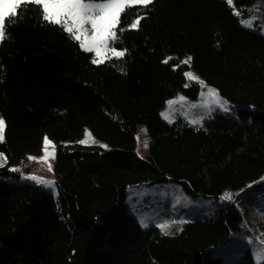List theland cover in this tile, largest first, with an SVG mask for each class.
<instances>
[{
	"label": "trees",
	"instance_id": "16d2710c",
	"mask_svg": "<svg viewBox=\"0 0 264 264\" xmlns=\"http://www.w3.org/2000/svg\"><path fill=\"white\" fill-rule=\"evenodd\" d=\"M16 12L0 41V264H221L211 252L239 228L233 204L166 235L141 228L123 197L142 183L218 197L264 180V36L243 28L225 0H152L121 13L115 47L124 55L93 63L39 5L21 3ZM141 14L140 27L129 29ZM186 56L234 117L161 120L169 99L198 94L196 84L186 87ZM138 125L148 137L142 157ZM86 130L95 142L85 145ZM45 137L55 147L60 205L39 185L6 181L29 170ZM241 259L254 264L248 251Z\"/></svg>",
	"mask_w": 264,
	"mask_h": 264
},
{
	"label": "rangeland",
	"instance_id": "374dc122",
	"mask_svg": "<svg viewBox=\"0 0 264 264\" xmlns=\"http://www.w3.org/2000/svg\"><path fill=\"white\" fill-rule=\"evenodd\" d=\"M225 1L243 28L264 36V0H257L252 5L245 7H236L233 0L232 5L229 4L228 0ZM135 6L144 5L138 4ZM237 11L239 12L238 15L236 14ZM138 18H140V23L137 28L145 20L146 15L141 14L137 16L133 22ZM244 21H249L250 26L246 25ZM84 28L87 32L86 34L81 33V38L87 44H92V27L90 24H86ZM117 28L118 25L114 29L115 33ZM137 28L130 26L129 29ZM77 42L81 47V42ZM115 42L116 39H109L105 45H97L96 47H99V55L96 50L86 51L82 47L81 49L92 53L95 60L101 61L99 63H104L122 57H117L112 51L115 49L117 52H123L115 47ZM188 58V56L184 57L181 60L180 66L184 69L186 87L192 83L198 86L199 91L196 99H189L183 94H178L169 99L159 114L161 120L171 123L181 119L190 125H200L215 112L234 117L233 112L235 107L222 98L219 93V98L226 103L219 105L213 102L214 98L208 95V90L214 88L206 84L192 70L190 63H184ZM185 73H192L199 79H189ZM181 97L184 98L182 102H180ZM169 101L177 102L170 105ZM193 105H196V107H193ZM193 121L196 122L193 123ZM134 136L136 153L141 157L145 156L147 154V147L144 146V143L148 141V137L143 125L136 127ZM44 140L45 138H43L39 155L28 157V162H30L29 170L19 171V169H16L19 177L6 181L39 185L42 189L51 193L56 203L60 205V193L53 179L55 147L51 141L46 150ZM80 141H85L82 144L86 145L93 143L94 138L90 131L86 130ZM30 157L35 159H29ZM5 162L4 156L0 154V166L5 165ZM31 177H36V179H32ZM226 196H230V198H225ZM123 203L127 212L133 215L141 228L155 226L161 233L166 235L178 233L185 221L208 218L224 204L231 203L241 218L239 228L231 232L227 240L216 247L211 252V255L219 257L221 264H236L237 262H241L242 254L248 251L254 264H264V180L242 191H237L233 195L224 192L218 197L195 194L183 184L170 181L142 183L126 188ZM160 225H166L167 227L162 230Z\"/></svg>",
	"mask_w": 264,
	"mask_h": 264
},
{
	"label": "snow or ice",
	"instance_id": "6c2138e0",
	"mask_svg": "<svg viewBox=\"0 0 264 264\" xmlns=\"http://www.w3.org/2000/svg\"><path fill=\"white\" fill-rule=\"evenodd\" d=\"M152 0H0V41L5 38L6 27L5 20L8 17L15 16L17 14L16 9L20 7L21 3H33L39 5L43 12V19L49 23L61 25L65 31H67L74 39L81 42V47L86 51L96 50L99 55V47L97 45H105L109 39L115 40L116 33L114 29L119 24L120 15L127 7H134L135 5H148ZM232 5V0H228ZM234 7V5H233ZM238 15L239 12L237 11ZM140 23V18L131 24L132 28H137ZM244 23L250 26L249 21ZM86 24H90L93 31L92 44H87L81 38V33L87 32L84 28ZM123 30V29H121ZM117 57L123 56V52H117L112 50ZM101 61L94 60L93 63H99ZM167 63V60L164 61ZM191 62V57L184 61L185 64ZM189 79H199L192 73H185ZM203 83V82H201ZM208 95L213 97V102L219 105L226 103L219 98V94L214 89L208 90ZM183 97L180 98V102L183 101ZM177 101H169V104L176 103ZM196 107V105H193ZM196 121H193L195 123ZM5 121L0 118V142L3 141ZM90 136V134H89ZM85 141H81L84 143ZM95 142V141H93ZM45 149L51 144V141L45 137L44 140ZM147 147V142L144 143ZM106 147V146H105ZM29 159H35L30 157ZM15 170V169H14ZM36 179V177H31ZM42 183H48L40 181ZM225 198H230L226 196ZM146 226V225H145ZM164 230L167 226L160 225Z\"/></svg>",
	"mask_w": 264,
	"mask_h": 264
}]
</instances>
